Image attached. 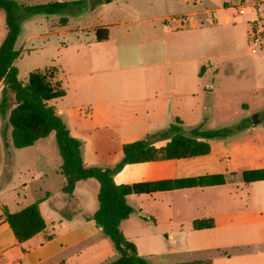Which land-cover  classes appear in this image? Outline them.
Masks as SVG:
<instances>
[{
	"label": "crops",
	"instance_id": "1",
	"mask_svg": "<svg viewBox=\"0 0 264 264\" xmlns=\"http://www.w3.org/2000/svg\"><path fill=\"white\" fill-rule=\"evenodd\" d=\"M237 3L238 0H102L94 10L101 6L110 13L107 19L99 16L96 23L62 33L73 32V36L65 44L60 43V52L64 50L66 57L51 66L62 70L66 96L50 105L71 135L82 142L87 167L113 168L121 162L125 144L165 130L178 120L183 129L192 125L187 120V104L196 95L194 78L202 77L208 69L200 63L204 47L227 44L236 55L248 42L256 15L250 12L234 18L229 6ZM84 9L83 14L87 12ZM207 10L216 12L215 25L203 23L193 29L177 30L169 24L171 18L187 14L201 18ZM122 13L136 19L127 21L121 18ZM128 25H145L139 35L151 41L149 49L118 45V40L129 39V33L114 31ZM101 29H108L109 38L99 42L97 31ZM141 43H145L143 38ZM125 54L134 62L123 65ZM162 54L166 71L159 61ZM187 59L190 64L186 66ZM262 62L264 50L257 64L261 66ZM260 66L255 72L262 78ZM193 127L197 126L190 128ZM245 130H254V124ZM228 138L209 140L210 152L206 155L127 164L114 175L115 184L120 186L222 177L213 186L129 196L127 201L135 212L122 222L121 230L136 244L141 256L147 258L144 249L158 244H176L185 239L201 245L240 228L255 233L248 243L264 247V180L246 182L243 176L245 172L264 170L259 164L261 156L254 145H231ZM168 142L169 139L158 140L154 146L161 148ZM244 161L253 163L245 168ZM62 164L55 133L31 147L16 149L11 141L5 146V159L0 163V264H111L117 260L113 242L89 218L98 209L99 182L81 181L68 197L62 192L66 183ZM36 202H40L46 228L21 243L5 213H17ZM245 203L252 218L237 219L235 205L243 211ZM204 218H212L215 226L194 230L193 221Z\"/></svg>",
	"mask_w": 264,
	"mask_h": 264
},
{
	"label": "trees",
	"instance_id": "2",
	"mask_svg": "<svg viewBox=\"0 0 264 264\" xmlns=\"http://www.w3.org/2000/svg\"><path fill=\"white\" fill-rule=\"evenodd\" d=\"M86 4V0H56L36 5H25L17 0H0V10L6 13L7 27L6 37L0 45V85L5 82L1 92L0 117L7 121L11 130L10 141L16 149L31 147L55 133L63 160L61 174L66 179L62 192L66 196L72 197L81 181L95 179L99 182L98 209L89 218L97 223L114 244L118 258L111 264H152L148 258L139 254L136 244L121 230L122 222L128 220L135 212L127 198L190 186H213L222 177L120 186L115 184L114 175L127 164L206 155L210 152L209 140L228 138L248 126H253V122L246 120L235 126L209 130L200 125L183 131L179 126L182 122L178 120L165 130L125 144L123 158L113 168L87 167L83 160L82 142L71 135L55 107L50 105V102L66 96L61 81L62 70L58 66L34 70L29 73L26 81H21L16 63L23 57V52L15 47L24 19L36 15H77ZM63 22L67 23V19H63ZM108 38V29L97 31L99 42ZM162 139H169L166 146L155 147L154 143ZM243 176L246 182L261 181L264 180V170L245 172ZM5 218L21 243L46 228V222L40 212V202L17 213L6 212ZM214 226L212 218L196 219L192 223L194 230L210 229ZM181 264H211V260Z\"/></svg>",
	"mask_w": 264,
	"mask_h": 264
},
{
	"label": "rangeland",
	"instance_id": "3",
	"mask_svg": "<svg viewBox=\"0 0 264 264\" xmlns=\"http://www.w3.org/2000/svg\"><path fill=\"white\" fill-rule=\"evenodd\" d=\"M17 1L25 5H36L56 0ZM84 10H87L85 14L36 15L23 20L20 36L15 46L23 52V57L16 63L21 81H26L29 73L34 70L60 64L62 56L66 57V54H63L64 50L60 52V43L65 44L73 36V32L67 35L62 34L63 32L66 33L78 26V28H83L88 24L96 23L99 16L105 20L110 15V13H105L101 6L91 11L89 5L86 4ZM120 15L127 21L136 19L127 13ZM63 19H67V23H64ZM144 26L128 25L117 28L115 33L119 31L129 33V39L122 42L118 40V45L121 46L124 43L129 48H139L141 51L149 49L151 41L139 35L142 31L141 27ZM6 34V13L0 10V42ZM35 36L38 37L35 38ZM142 38L144 44L141 43ZM233 50L227 44H221L212 49L204 47L200 63L208 69L202 77L194 78L193 88L196 95L189 98L188 101L192 103L187 104V120L193 123L192 125L187 124L183 131H188L191 126L202 125L204 129L209 130L235 126L243 120L256 121L257 124L253 123L254 130L238 131L228 138V141L231 145L242 146L246 143L254 145L255 151L261 156L259 164L264 166V62L261 66L257 64L260 53L257 55L251 53L249 41L244 48L237 51L236 55H232ZM165 60L162 54L159 61L163 62L164 71L167 70ZM121 62L125 65L134 61L125 54ZM146 62H149V57H146ZM189 64V59H187L185 65ZM256 66L262 68V78L255 72ZM190 78L191 76L188 80H191ZM166 79H171V77L167 76ZM4 83L0 85V91ZM9 136L10 128L7 121L0 117V163L5 159V146L10 145ZM252 163V161H244L242 167L248 168L246 166H251ZM235 190L237 192V188ZM240 195L243 197L241 192ZM247 209L246 203L243 211L235 205V213L239 214L236 218L245 216L251 219V212ZM253 234L255 235L252 231L240 228L228 232L220 239H210L201 245L198 242H189L184 239L183 242L176 244H165V246L158 244L144 250L148 252L147 258L152 264H181L208 259H211L212 264H264V247L248 243Z\"/></svg>",
	"mask_w": 264,
	"mask_h": 264
},
{
	"label": "built area",
	"instance_id": "4",
	"mask_svg": "<svg viewBox=\"0 0 264 264\" xmlns=\"http://www.w3.org/2000/svg\"><path fill=\"white\" fill-rule=\"evenodd\" d=\"M232 16L239 18L254 13L255 19L251 24L248 34L249 47L252 54L257 55L264 50V0H238L236 5H230ZM217 22L216 12L213 10L205 11L199 18L196 14H187L173 17L169 24L177 30L193 29L201 24L215 25Z\"/></svg>",
	"mask_w": 264,
	"mask_h": 264
},
{
	"label": "water",
	"instance_id": "5",
	"mask_svg": "<svg viewBox=\"0 0 264 264\" xmlns=\"http://www.w3.org/2000/svg\"><path fill=\"white\" fill-rule=\"evenodd\" d=\"M102 0H88L90 10H94V8L99 4ZM254 124H257L256 121H252Z\"/></svg>",
	"mask_w": 264,
	"mask_h": 264
}]
</instances>
